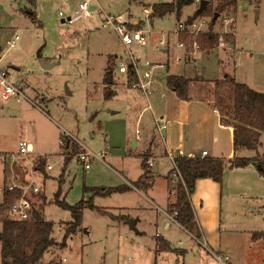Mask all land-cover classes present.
Here are the masks:
<instances>
[{"label": "rangeland", "instance_id": "1", "mask_svg": "<svg viewBox=\"0 0 264 264\" xmlns=\"http://www.w3.org/2000/svg\"><path fill=\"white\" fill-rule=\"evenodd\" d=\"M80 1L35 0L32 6L29 0H0V72L8 74L12 85L25 89L27 97L4 100L0 88V188L13 182L23 187L32 182L39 185L34 207L43 220L53 223L52 237L58 243L65 241L74 219L57 201L68 206L85 202L87 206L80 227L66 239V247L47 252L42 264H217L211 249L228 254L230 264H264V178L257 165L227 169L213 207L209 211L197 207L207 222L206 238L197 239L194 229L189 231L167 217L171 204L177 202L178 190L171 192L177 189L172 180L177 179L176 173L168 180H154L147 193L134 187L145 173V157L155 156V149L162 147V131H158L151 111L136 125L146 100L129 87V77L119 72L120 58H127L126 48L111 26H103L106 15L138 23L149 42L137 55L141 60L139 73L149 69L144 64L148 61L157 67L153 78L163 88L168 75L193 78L196 69L206 79H217L214 62L223 50L215 49L224 46L234 52V43H225L227 39L232 42L233 36L238 51L229 57L231 70H236L232 78L264 94V0H239L235 9L219 17L213 27L219 45L209 55L200 44L212 18L189 20L199 5L185 7L181 23H208L201 32L180 38L185 60L174 34L176 13L150 16L153 5L175 0H91L92 16L69 23L67 18ZM9 2L17 3L12 6ZM229 19L234 21L229 24ZM16 35L20 40L10 48L9 42ZM164 40L170 43L169 53L160 51ZM194 42L200 46L197 51L191 48ZM190 51L198 56H188ZM111 57L113 83H107ZM176 57L182 62H175ZM188 58L195 61L187 62ZM161 64L165 70L159 68ZM201 87H206L205 91L215 88ZM107 90L114 93L110 100L105 98ZM65 135L78 147L68 162L60 144ZM20 141L32 146L27 156L18 155ZM84 150L91 155L88 170L78 158ZM237 156L263 158L264 133L258 150H243ZM175 159L158 161L161 174L169 175ZM39 161L45 163V170L37 168ZM47 165L52 168L48 170ZM125 186L129 190L109 196L95 192ZM128 220L136 222L135 229ZM162 241L168 242L170 251L159 247ZM217 243H221L220 251L214 246ZM1 250L0 241V264Z\"/></svg>", "mask_w": 264, "mask_h": 264}, {"label": "trees", "instance_id": "2", "mask_svg": "<svg viewBox=\"0 0 264 264\" xmlns=\"http://www.w3.org/2000/svg\"><path fill=\"white\" fill-rule=\"evenodd\" d=\"M197 0H176L173 3L155 4L152 6L153 14L164 17L171 13H176L177 17L181 16L183 9L187 6L195 5ZM208 1L209 6L206 11L199 12L197 9L195 15L189 20H195L199 17L209 16L212 18L210 30L204 34L201 39V48L210 51L219 45V38L214 34L213 22L214 15L219 14L226 16L231 10L237 7L239 0H199ZM251 1V0H250ZM189 22V21H188ZM187 23V24H191ZM228 36H226V39ZM225 43L235 42L231 36ZM200 47V46H199ZM114 59H109V71L107 72L106 82L113 78L111 71L113 69ZM203 82L202 78L195 77L188 79L182 76L170 75L167 78V87L180 100H191V85L193 82ZM215 86L212 95L214 96V108L220 112L222 123L234 129V152L243 150L255 151L261 145V137L264 133V94L260 93L244 83L236 81L235 78L225 76L222 79L213 82ZM113 91H106V100L113 97ZM65 161L68 162L74 153H78L76 141L64 136V145H62ZM257 165L261 176L264 178V157L258 159L241 158L236 154L232 159L225 158H189L179 157L175 159L176 168L170 171L167 178L169 179L177 171L180 178L177 180V202L169 209V214L174 217L179 225L190 230L195 226V214L192 208L191 197L196 191L197 182L200 180H212L222 185L224 173L227 169H244L251 165ZM39 170H45V163L39 161L37 167ZM145 173L135 182L134 187L147 192L153 185L155 177L154 167L149 166V158L143 160ZM129 190V187L100 189L95 191L97 195L109 196L112 193ZM21 196V191L6 192L3 203L0 204V219L2 220V231L0 232V241L2 243L1 257L2 264H42L44 255L52 249L66 247V239L77 231L81 225L83 210L87 207L85 202L76 206H68L60 201L57 204L71 211L74 219L69 225L65 234V241L58 243L52 237L53 223L47 222L42 218L37 220L35 216L27 222L7 221L3 217L5 208ZM95 209L93 205H90ZM259 236H263L260 234ZM258 236V237H259ZM257 237V235L255 236ZM159 247L163 250L170 251L171 247L167 241H162Z\"/></svg>", "mask_w": 264, "mask_h": 264}, {"label": "crops", "instance_id": "3", "mask_svg": "<svg viewBox=\"0 0 264 264\" xmlns=\"http://www.w3.org/2000/svg\"><path fill=\"white\" fill-rule=\"evenodd\" d=\"M29 2H30L29 5L32 6L35 5V0H29ZM173 2H168V3H173ZM16 3L17 2H13V3L9 2V4L12 6L15 5ZM2 5L4 6L3 3ZM194 6L196 7V5ZM71 12L73 13L74 11L72 10ZM145 12L149 14L151 10L145 9ZM150 16L155 17L153 13H151ZM7 20L8 19L5 18V21ZM178 22H181L180 17L179 18L177 17V23ZM169 45L170 43H168L167 47L161 48L160 51L169 53L170 52ZM219 50H223V53L219 54L216 58V61L214 62V67L217 68L219 75L217 79L215 78L206 79L203 76H201V74L198 72L197 69L195 70V74L193 75V78H188L187 75H179L175 73L170 74V75L182 76L188 79H194L195 77H200L202 78V80H204L203 82L201 81V82L192 83L190 101L180 100L173 92H171L168 89L167 86L163 88L158 81H157L158 83L156 82V80H155L156 91L154 96L150 98H146L141 92L137 91L145 98L146 102L144 103L143 108H141V111L137 116L136 125L137 126L141 125L143 116L148 111H151V115L153 116L154 121L155 118L158 117L162 119L161 122L163 124H166V129L163 130L160 134L162 139L160 144L162 147L155 149L156 150L155 156L152 155L153 157H151L149 155L148 157L149 161L154 162V167L158 168L159 175L155 177V180L158 178L168 180L167 176L161 174L158 166V161L161 158L169 159L170 161H172L171 160L172 158H179V157L190 158L193 156L199 158L210 157V158L232 159L235 156V154L238 155L240 153V152L237 153L234 152V129L222 123L220 113L214 108V102L212 100V91H205L204 89H206V87H201V86H210L211 88V85H213V82L215 80H219L221 78H224L225 76L232 77L231 73L232 72L233 74L236 73L235 68L234 70H231L230 68L231 65H230L229 57L231 56L233 51L226 50L224 46L215 49V51H219ZM215 51L214 50L210 51L209 53H207V55L214 53ZM237 51L238 49L235 39L233 53ZM191 53L192 52L190 51L188 53V56H194L195 58L198 56V54L196 53L194 54ZM200 54H204V53H200ZM183 55H184L183 58L185 60V57L187 56L185 55L184 49H183ZM176 61L181 63L182 62L181 57H176L175 62ZM194 61L195 59L189 60V58L187 60V62L190 63ZM232 64H233V60H232ZM160 69L165 70L162 68ZM184 73H186V70H184ZM170 75H168L167 78ZM128 79L129 81L133 82V80L136 78L131 76ZM131 84L132 83H130L129 87L132 88ZM134 146L135 147L137 146L136 142L134 143ZM147 150L151 152L152 146H149ZM203 152H206L207 155L203 156ZM155 158L157 160H155ZM172 180L174 182H177V179L175 180L173 178ZM220 186L221 185L213 182L212 180H200L197 182L196 191L191 197L192 208L195 214L194 231L197 234H199L198 236H194L193 234L192 235L197 239L200 237L206 238V232H207V230L205 229L206 227L204 226L207 225V222L204 220L205 216L204 215L202 217L199 216L197 207H199L200 210L206 211L207 209V211H209V209L213 207V204L216 200L215 195H217L218 193L217 189ZM176 190L177 189L173 188L171 192L173 193V191L175 192ZM175 203L176 201L172 203L171 206L174 205ZM169 216L170 214L167 212V217L169 218ZM201 219L203 222L201 221ZM168 225L169 224H166V227H168ZM214 246L218 247L220 251L221 243H217V245L214 244ZM204 247L207 248L206 245H204ZM210 251L212 252L215 258L214 254L216 253L212 249ZM218 253H222V251ZM205 263L207 264V262Z\"/></svg>", "mask_w": 264, "mask_h": 264}, {"label": "built area", "instance_id": "4", "mask_svg": "<svg viewBox=\"0 0 264 264\" xmlns=\"http://www.w3.org/2000/svg\"><path fill=\"white\" fill-rule=\"evenodd\" d=\"M91 0H81L78 4L77 8L74 12L67 18L69 23H76L82 19L90 18L92 13L89 8ZM201 1L197 0L196 4L200 6ZM60 16L63 17L64 13L60 12ZM226 19V18H225ZM233 19H229L227 23L233 22ZM103 26H111L115 34L118 36L119 40L126 48L127 58H120V66L119 72L128 77H135L136 79L131 82V86L133 89L141 92L146 98H150L155 94V79L153 78L154 70L157 68L152 65L148 61L145 62V66L149 67L148 70L144 72L143 75L139 73L138 66L141 64V60L137 57L141 50L145 49L149 42L144 30L137 28V22H125L121 16L115 17L113 15H106L103 18ZM208 23L206 20L203 23L197 24L196 22L191 25H185L181 22L177 23V27L174 31V34L178 37V48H184V44L180 41V38L184 34L194 35L195 33L201 32V28L206 26ZM228 24V25H229ZM235 34V33H234ZM20 40L19 35H16L11 42H9V47L14 48L18 41ZM169 41L164 40L161 42V48L167 47ZM191 48L194 50L199 49V45L197 42H194L191 45ZM159 68L165 69V65H161ZM8 74L4 71L0 72V88L2 89V98L4 100H8L11 98H25V89L21 87L12 85L8 79ZM161 118H155V125L159 132L166 129V124H163ZM67 136V135H65ZM61 146L64 145V139L60 141ZM32 152V146L30 143L26 141L19 142V154L21 156H27ZM207 153L203 152V156H206ZM90 153L84 152L79 154V161L83 164L84 168L88 170L90 168ZM16 155H12V159L16 160ZM194 158V156L192 157ZM174 160V158H172ZM39 165V164H38ZM175 165V164H174ZM149 166L154 167V162L149 161ZM52 168L51 165H47V169L50 170ZM176 168V165L175 167ZM177 180L180 178V174L176 172ZM16 190L21 191V196L9 204L4 212L3 217L7 221L12 222H27L35 216L36 208L34 207L35 201L34 196L40 193V186L35 185V182H32L30 186L23 187L15 182L12 185H9L4 188H0V198L2 199L0 204L3 203V199L6 192H15ZM177 212L173 216H169L170 220L174 221L176 224L178 222L175 220V216ZM179 225V224H178ZM217 264H230V257L225 253L214 254Z\"/></svg>", "mask_w": 264, "mask_h": 264}, {"label": "water", "instance_id": "5", "mask_svg": "<svg viewBox=\"0 0 264 264\" xmlns=\"http://www.w3.org/2000/svg\"><path fill=\"white\" fill-rule=\"evenodd\" d=\"M208 6H209V2L208 1H202L201 3H200V8H199V12H204V11H206L207 10V8H208ZM219 19V14L218 13H216L215 15H214V19H213V22L214 23H216V21ZM112 82V79H109V83H111ZM154 173L156 174V175H159L158 174V168L157 167H154ZM35 218L37 219V220H40L41 219V216L39 215V213L36 211L35 212ZM127 224L128 225H130V227L132 228V229H135L136 227V222L135 221H132V220H128L127 221Z\"/></svg>", "mask_w": 264, "mask_h": 264}]
</instances>
